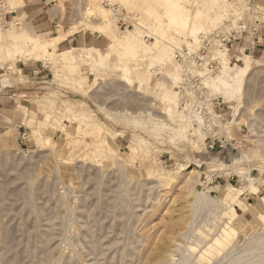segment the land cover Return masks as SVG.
Instances as JSON below:
<instances>
[{
	"label": "rangeland",
	"instance_id": "1",
	"mask_svg": "<svg viewBox=\"0 0 264 264\" xmlns=\"http://www.w3.org/2000/svg\"><path fill=\"white\" fill-rule=\"evenodd\" d=\"M2 1L14 9L3 12L8 22L25 16L28 0ZM44 1V29L32 16L13 29L20 54H6L14 42L0 18V264H264V24L257 45L230 65H248L238 94L230 99L218 84L231 83L227 65L204 80L222 105L214 136L237 141L220 152L180 115L176 64L145 58L124 70L114 39L134 32L141 49L171 57L169 44L215 30L231 3L264 15V0H179L185 27L171 11L158 28L147 9L161 13V0H109L136 20L129 29L101 0ZM90 5L106 10L108 32ZM197 11L202 29L188 36ZM70 32L86 41L69 47ZM57 34L61 43L46 42ZM16 86L29 95L7 93Z\"/></svg>",
	"mask_w": 264,
	"mask_h": 264
},
{
	"label": "built area",
	"instance_id": "2",
	"mask_svg": "<svg viewBox=\"0 0 264 264\" xmlns=\"http://www.w3.org/2000/svg\"><path fill=\"white\" fill-rule=\"evenodd\" d=\"M54 2V0H52ZM101 4L111 14V19L117 26L124 29L138 26L136 20H130L118 5L109 0H101ZM5 8L0 0V18ZM12 13L3 15L7 17ZM264 15L250 4L240 5L231 3L223 15L221 24L209 33H198L194 38H189L182 46H173V61L178 67L180 80L174 87L177 96L179 111L189 120L193 129L200 130L209 136L211 143L207 150L225 151L229 146L234 150L237 141L230 139L221 140L214 136V121L221 118V103L210 97L205 88L206 77L218 75L224 65H235L243 52L250 46L254 48L262 28ZM150 37H146L148 41ZM254 46V47H253ZM233 142V144H232Z\"/></svg>",
	"mask_w": 264,
	"mask_h": 264
},
{
	"label": "bare ground",
	"instance_id": "3",
	"mask_svg": "<svg viewBox=\"0 0 264 264\" xmlns=\"http://www.w3.org/2000/svg\"><path fill=\"white\" fill-rule=\"evenodd\" d=\"M45 1H47V0H45ZM148 1L149 0H147V2ZM161 1H162L163 5L165 6L164 11H162L161 13H158L155 10L150 9V8L147 9V12H149L152 15V18L154 19L155 23H154L153 27H156V28L161 27L163 25L162 18H164V16L166 15L167 12H171V11L174 12L178 16L177 20L181 23V25L183 27H185V25L188 22V10L185 9L179 3V0H161ZM3 5H4V2H3ZM4 8L5 9L9 8L11 10H14V9L8 7V6H5V5H4ZM88 9H91V10L95 9V11H96L95 15L97 14V16L102 20V22H103L102 27L104 25L103 28L101 27L103 29L102 33L108 32L107 31L108 28H106V25H105V24L109 23L108 19H107L109 17H107L108 15H107L106 10H104V9H102L100 7L94 8L93 5H90V7ZM201 17H202V15H201V13L199 11H197L195 14H193V16H192V25L190 27L188 36H193V35L195 36L199 32V30L202 29L198 25L199 18H201ZM211 22H213V19H211ZM172 24H174V23L172 22ZM178 27H180V26H178ZM70 33H72V35H74L76 32H70ZM70 33H69V35H70ZM61 37H63V34H57L52 39L47 40L46 42H48V43H55V42L61 43L62 42ZM114 39H115V42H116L115 46L118 49H122L123 50V54L119 57V60H120V63H121L120 64L121 65L120 68H122L124 70L128 67V65L130 66V63H131L130 61L131 60H136L137 61L136 65L139 67L140 64L138 62L143 61L145 58L150 61V64L157 63V64L163 65V66H166L167 64L171 65V62H172V64H174L173 53H172V46L173 45H171V44H169V46H168L169 54H170L171 57H167V56H165V51L166 50L165 49H161L159 47L158 48H149L148 46H144L141 49L139 47V45H140L139 35H135L134 32L133 33H129L127 36L123 37V39H117V38H114ZM142 41H143V39H142ZM156 41L161 43L159 40H156ZM46 42L44 41L43 44H48ZM143 43L145 44L144 41H143ZM153 43H150V44H153ZM31 44H34L33 48L34 47H39V48L42 47V45L39 43V39L37 37H35V36L30 37V45ZM85 49H87L88 51L91 50L93 53L96 54V56L101 57L100 50L97 49L94 45H90V47L87 46ZM72 50L73 49H68L63 54L68 56L69 59H70V57L72 59H75L76 57L74 58ZM21 52L22 51H15L13 54H20ZM28 52L30 53V51H28ZM7 54L9 55V53H7ZM224 66H226V64ZM176 67H174V70L178 71V67L177 68ZM235 67L236 66H233V67L227 66L229 71H231V72L234 71L233 75H232L231 83L223 82V84H222V82L219 83V81H218V84L224 90L226 89L225 94H230V99H232L234 97V95H236V94H238L240 92L241 83L243 81L244 75L247 72L248 65L246 64V60H243L241 66H238L237 69H235ZM171 79H172V81H174L175 77L172 76ZM179 80H180V76H179L178 82H179ZM174 84H176V83H174ZM167 94H168V92H165L164 96L166 97ZM173 95L175 96V94H173ZM174 96H172V97L175 98ZM180 115L183 118H186L182 113H180ZM260 207H261V205H260ZM262 209H261L262 211L260 213L264 215V204L262 205ZM228 264H236V260H230Z\"/></svg>",
	"mask_w": 264,
	"mask_h": 264
},
{
	"label": "crops",
	"instance_id": "4",
	"mask_svg": "<svg viewBox=\"0 0 264 264\" xmlns=\"http://www.w3.org/2000/svg\"><path fill=\"white\" fill-rule=\"evenodd\" d=\"M186 1L189 2L190 0H186ZM41 2H42V0H28L27 3L24 6H22V7L26 8L25 9L26 11L24 12L25 13V16L22 13L19 14V15H14L13 20L12 21H9L7 23V28L10 29L9 32H8V34H7V38L9 40L11 39L14 42V44L11 45L13 47V50H10L9 48L6 49V54L7 53L13 54L15 51H23V49L21 48L22 46L18 44V43H22V40H20V38L17 39V37L15 35H13V32H14L13 29H15V28L17 29L18 26H20L21 24L23 26H25V27H26V24L29 25L30 16H32L34 18H37L36 27H40V28H43L44 29V26H46V24H47L46 21L40 20V18H38L40 16V11L43 9V7H41ZM44 2H46V1H44ZM152 8L155 10L154 7H152ZM15 9H19V7H16ZM11 17H12V15H9L7 17V19L8 18H11ZM18 20H19V22H18ZM81 40L83 42L86 41L84 36H81V35H78L77 33H75L74 36H73V38L66 39V44L69 47H73L74 44H80V41ZM17 48H19V50H16ZM29 67H30V70L28 72L29 79L34 80L35 77L39 74V71H34L37 68L36 66L29 65ZM24 69H25V67L23 69H21V70H24ZM30 84H34V83H30ZM21 87L16 86L13 89H9L8 91L7 90L6 91L9 94L10 93H13L12 94L13 96L15 94L18 95V96H25V97L28 96L29 95L28 94L29 92H24V93L21 92L22 93L21 95H19V93H16V91L18 89H21ZM24 88L30 89V87H28V85H26ZM19 102H26V101L19 100ZM22 116H20V117H22Z\"/></svg>",
	"mask_w": 264,
	"mask_h": 264
}]
</instances>
